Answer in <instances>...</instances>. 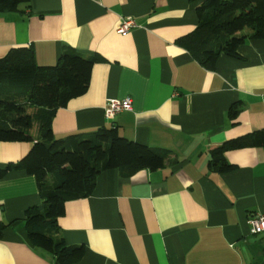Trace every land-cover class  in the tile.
<instances>
[{
  "label": "crops",
  "instance_id": "1",
  "mask_svg": "<svg viewBox=\"0 0 264 264\" xmlns=\"http://www.w3.org/2000/svg\"><path fill=\"white\" fill-rule=\"evenodd\" d=\"M204 0H30L0 11V57L31 47L40 65H54L73 47L95 57L88 90L60 107L57 137L117 127L121 136L170 151L165 166L126 174L103 171L94 192L69 200L59 218L69 245H84L73 264H259L264 232L249 219L264 207V146L224 154L233 168L210 167V151L264 129V40L249 39L240 57L222 54L204 67L177 39L199 23ZM124 17L138 26L117 29ZM132 98L112 118L110 99ZM239 103L236 118L229 109ZM0 141V169L31 149ZM38 182L25 170L0 178V264H56L26 238V209L41 204Z\"/></svg>",
  "mask_w": 264,
  "mask_h": 264
},
{
  "label": "trees",
  "instance_id": "2",
  "mask_svg": "<svg viewBox=\"0 0 264 264\" xmlns=\"http://www.w3.org/2000/svg\"><path fill=\"white\" fill-rule=\"evenodd\" d=\"M22 6L29 7L30 0H0V11H20ZM196 11L197 27L177 43L206 68L215 69L222 54L240 57L238 48L249 39L264 40V0H204ZM95 61L73 47L65 48L54 65L38 64L31 47H13L0 57V141L32 143L22 159L0 169V178L12 169L35 176L42 202L26 209V238L56 264H73L85 253L84 245H69L60 236L59 218L67 201L91 195L103 171H154L170 157L167 149L121 136L115 126L55 136L57 110L88 90ZM240 106L232 104L230 117L238 116ZM246 146H264V129L211 150L210 167L230 171L233 165L224 154ZM8 226L0 221V238Z\"/></svg>",
  "mask_w": 264,
  "mask_h": 264
},
{
  "label": "built area",
  "instance_id": "3",
  "mask_svg": "<svg viewBox=\"0 0 264 264\" xmlns=\"http://www.w3.org/2000/svg\"><path fill=\"white\" fill-rule=\"evenodd\" d=\"M138 24L133 17H124L121 19L117 29L120 34H127L131 29L137 27ZM132 109V98L125 97L123 99H110L105 108V114L108 118L114 117L122 111H129ZM250 232L252 234L264 232V207L249 219Z\"/></svg>",
  "mask_w": 264,
  "mask_h": 264
},
{
  "label": "rangeland",
  "instance_id": "4",
  "mask_svg": "<svg viewBox=\"0 0 264 264\" xmlns=\"http://www.w3.org/2000/svg\"><path fill=\"white\" fill-rule=\"evenodd\" d=\"M259 264H264V257H263V258H261V260H260Z\"/></svg>",
  "mask_w": 264,
  "mask_h": 264
}]
</instances>
